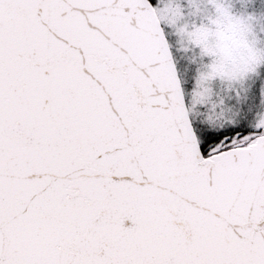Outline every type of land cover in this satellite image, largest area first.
Masks as SVG:
<instances>
[{
  "label": "snow or ice",
  "instance_id": "1",
  "mask_svg": "<svg viewBox=\"0 0 264 264\" xmlns=\"http://www.w3.org/2000/svg\"><path fill=\"white\" fill-rule=\"evenodd\" d=\"M0 264H264V0H0Z\"/></svg>",
  "mask_w": 264,
  "mask_h": 264
}]
</instances>
